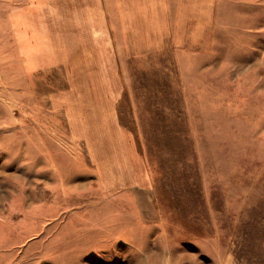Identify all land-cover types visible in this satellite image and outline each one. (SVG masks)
<instances>
[{
	"label": "rangeland",
	"instance_id": "obj_1",
	"mask_svg": "<svg viewBox=\"0 0 264 264\" xmlns=\"http://www.w3.org/2000/svg\"><path fill=\"white\" fill-rule=\"evenodd\" d=\"M0 264H264V0H0Z\"/></svg>",
	"mask_w": 264,
	"mask_h": 264
}]
</instances>
